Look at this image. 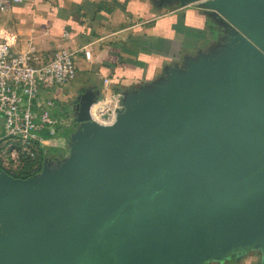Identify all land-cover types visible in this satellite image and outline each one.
Here are the masks:
<instances>
[{
	"label": "water",
	"instance_id": "water-1",
	"mask_svg": "<svg viewBox=\"0 0 264 264\" xmlns=\"http://www.w3.org/2000/svg\"><path fill=\"white\" fill-rule=\"evenodd\" d=\"M205 6L234 50L221 67L110 126L81 97L66 164L0 172V264H193L264 245V0Z\"/></svg>",
	"mask_w": 264,
	"mask_h": 264
},
{
	"label": "crops",
	"instance_id": "crops-1",
	"mask_svg": "<svg viewBox=\"0 0 264 264\" xmlns=\"http://www.w3.org/2000/svg\"><path fill=\"white\" fill-rule=\"evenodd\" d=\"M211 1L21 0L0 10V41L16 53L34 49L46 57L84 49L77 55L76 80L54 90L55 102L73 115L81 97L97 102L121 92L123 110L162 98L177 77L215 70L231 58L223 16L205 6ZM250 254L248 264H264L260 243L207 254L193 264H238Z\"/></svg>",
	"mask_w": 264,
	"mask_h": 264
},
{
	"label": "built area",
	"instance_id": "built-area-1",
	"mask_svg": "<svg viewBox=\"0 0 264 264\" xmlns=\"http://www.w3.org/2000/svg\"><path fill=\"white\" fill-rule=\"evenodd\" d=\"M21 0H0V10ZM69 34H65L67 38ZM82 50L60 49L44 56L31 49L16 53L0 41V169L10 176L22 178L26 169L41 170L51 145H64L65 130L78 125L64 107L58 106L52 94L76 80L77 55ZM124 94L115 92L100 100L97 116L100 125L110 126L122 110ZM58 108L59 115H53ZM52 146V147H53Z\"/></svg>",
	"mask_w": 264,
	"mask_h": 264
},
{
	"label": "rangeland",
	"instance_id": "rangeland-1",
	"mask_svg": "<svg viewBox=\"0 0 264 264\" xmlns=\"http://www.w3.org/2000/svg\"><path fill=\"white\" fill-rule=\"evenodd\" d=\"M53 115L58 116L59 110L58 108L53 110ZM3 124H2V117H0V132L3 130ZM76 130L67 129L64 131V135L68 136L67 139L64 141V145H61L59 148H57V145L53 146L51 145L49 155L46 157V161L44 162L43 166L47 164L48 169L54 170L59 167H62L67 162L65 159L70 154V147L68 146V143H70L71 134H73ZM53 146V147H52ZM55 155V157L53 156ZM59 173V172H58ZM253 254L248 255L242 262L238 264H248L247 262L251 260V257H253ZM250 258V259H249Z\"/></svg>",
	"mask_w": 264,
	"mask_h": 264
},
{
	"label": "clouds",
	"instance_id": "clouds-1",
	"mask_svg": "<svg viewBox=\"0 0 264 264\" xmlns=\"http://www.w3.org/2000/svg\"><path fill=\"white\" fill-rule=\"evenodd\" d=\"M101 101L98 99V101L92 105L89 106V116L90 120H92L94 123H100V118L97 116V109L100 106ZM112 123H115V116L112 117L111 120Z\"/></svg>",
	"mask_w": 264,
	"mask_h": 264
},
{
	"label": "trees",
	"instance_id": "trees-1",
	"mask_svg": "<svg viewBox=\"0 0 264 264\" xmlns=\"http://www.w3.org/2000/svg\"><path fill=\"white\" fill-rule=\"evenodd\" d=\"M68 136L66 135H62V140L65 141L67 139ZM53 156L55 157V155L53 154ZM39 172V170H35V171H31L30 169H26L23 173H22V178H29L31 176H34L35 174H37Z\"/></svg>",
	"mask_w": 264,
	"mask_h": 264
}]
</instances>
